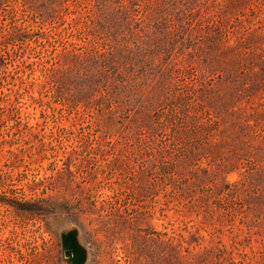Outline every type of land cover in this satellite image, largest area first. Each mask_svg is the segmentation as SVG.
<instances>
[{
	"label": "rangeland",
	"instance_id": "1",
	"mask_svg": "<svg viewBox=\"0 0 264 264\" xmlns=\"http://www.w3.org/2000/svg\"><path fill=\"white\" fill-rule=\"evenodd\" d=\"M196 1H189L185 11L172 9L158 27L170 48L157 61L168 67L160 71L168 74L165 98L136 115L118 110L110 120L109 110L98 111L96 101L77 104L80 82L69 87L49 81V68L62 51L90 45L94 0H71L47 24L17 0H3L0 264H69L61 234L71 229H78L88 249L86 264H186L187 252L183 249L177 262L172 245L192 233L202 237L196 251L218 245L232 251L239 264H264V233L241 221L251 214L247 199L256 203L250 196L264 195V179L258 177L247 196L212 195L215 184L187 186L191 177L185 169L195 140L205 141L200 164L214 175L233 143L228 134L220 135L229 123L209 118L212 86L229 95L245 117L264 108V63L259 62L264 60V0H238L237 14L229 16L217 13L223 0L211 9ZM209 14H216L215 22L206 19ZM15 26L23 28L18 39L7 35ZM235 58L242 66L234 70L245 82L252 80L255 89L231 90L226 70ZM100 89L103 96L108 87ZM217 109L220 118H227L225 109ZM206 123L214 124L211 134L201 130ZM263 130L259 121L256 134ZM244 162L251 164L226 173L227 181L238 180L247 168L264 167V152ZM218 259L211 256L204 264H221Z\"/></svg>",
	"mask_w": 264,
	"mask_h": 264
},
{
	"label": "trees",
	"instance_id": "2",
	"mask_svg": "<svg viewBox=\"0 0 264 264\" xmlns=\"http://www.w3.org/2000/svg\"><path fill=\"white\" fill-rule=\"evenodd\" d=\"M17 1L20 8L29 12L32 17L39 15L43 22H53L71 0ZM189 1L193 3V0H94L95 8L90 9V19L92 18V22L89 24L90 29L88 28L90 33L87 34L93 36L90 45L86 46L85 50L75 47L71 50L67 48L62 51L53 66L49 68L50 83L54 86L63 83L71 87L77 81L80 82L83 90L77 97V104L83 102V99L86 102L90 99V103L96 101L98 111L105 113L106 109L109 110L107 115H110V120L117 118L118 110L120 112L134 111V115L138 114L139 111L142 112L148 104L154 100L160 101L159 98L166 96L163 87L168 74L160 71H167L168 67L164 62L161 61L158 64L157 61L162 54L169 53L170 48L165 42L166 34L158 33V27L161 26L160 22H163L164 17L166 18L172 9L178 8L184 11L190 9ZM215 2L216 0L196 1L200 7L203 4L210 9L216 8ZM2 3L3 0H0V10ZM238 3V0H223L219 7L220 13L217 12L218 15L229 16L233 15L234 12L237 14L235 10H237ZM215 15L209 14L206 19L215 22ZM261 22L264 23V16H261ZM40 25L43 28L45 24ZM205 29H207L206 26ZM22 33L23 28L15 26L8 30L7 35L18 39ZM185 41L186 39L182 40L184 46ZM185 47L189 49V46ZM227 48L233 47L228 46ZM191 50L189 49L188 53ZM234 60V65L226 70V80L231 90L239 92V90L249 87V89H255L252 80L245 82L244 78L234 70L236 67L242 66V63L238 62L241 59L235 58ZM259 62L264 63V60ZM262 69V75H264V66ZM157 72L161 74V80L156 86L153 82L158 78ZM104 85L108 89L101 96L103 91L100 88ZM159 85L160 91L157 90ZM219 89L212 86L215 97L211 98L209 102V108H212L210 109L212 112H209V118L215 117L218 119L217 121L229 123L227 125L230 128H222L220 135L228 134L233 143H226L229 146L228 155H224L223 161L225 162L221 164L220 173L214 175L212 169L200 164L206 152L203 150H207L203 146L205 141L195 140L194 143L197 144L190 150L191 152H188V158L185 162V169H188L191 177L189 180L186 179L187 186L201 183L205 187L211 183L216 185V190L212 195L224 193L225 196H234L243 192L247 196L250 189L257 186V182L259 183L257 178L261 176L264 179V170H262L264 167L256 170L247 168L240 172V178L234 182L226 180V173L238 169L241 165L245 167L249 163L251 164V162L245 164L246 157H255L258 156L259 152H264V133L256 134L257 123L264 121V108L245 117L241 111L235 109L234 103L229 102V95H226L221 88ZM113 100L116 104L112 103ZM179 102L177 100L176 104ZM111 103L113 106L108 105ZM219 107L228 112L227 118H220L217 114ZM201 128H204L201 129L202 132L211 134L214 124L206 123ZM217 128L218 131L221 129L220 126ZM256 141L260 145H257ZM260 161L263 163V160ZM174 165L177 166V163ZM176 173L182 175V172ZM218 175H221V181L217 180ZM261 194L259 192L255 193V196H250V198H256L257 204L253 200L247 199L249 205H252L251 214L248 212L249 218L245 215L241 221L248 227H257L264 233V195ZM202 201L206 202L207 197L204 196ZM197 232L199 231L197 230ZM196 234L192 233L193 239L181 235L179 242L172 245L176 261L181 259V253L184 249L187 252L183 256L186 264H204L211 256L219 258L221 264L240 263L233 260L231 257L233 252L226 247L216 245L196 251V246L201 245L202 240V237ZM246 256L247 254H244V257ZM262 257V261H264V252Z\"/></svg>",
	"mask_w": 264,
	"mask_h": 264
},
{
	"label": "water",
	"instance_id": "3",
	"mask_svg": "<svg viewBox=\"0 0 264 264\" xmlns=\"http://www.w3.org/2000/svg\"><path fill=\"white\" fill-rule=\"evenodd\" d=\"M61 241L64 257L69 264H86L89 252L80 241L78 229L62 232Z\"/></svg>",
	"mask_w": 264,
	"mask_h": 264
}]
</instances>
